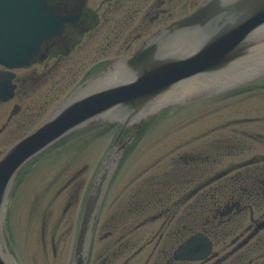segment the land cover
Here are the masks:
<instances>
[{
	"label": "flooded vegetation",
	"instance_id": "flooded-vegetation-1",
	"mask_svg": "<svg viewBox=\"0 0 264 264\" xmlns=\"http://www.w3.org/2000/svg\"><path fill=\"white\" fill-rule=\"evenodd\" d=\"M47 1L53 10L77 17L65 26V53L74 47H68L69 42L86 36L111 45L102 53L114 56L106 59L132 55L145 38L200 4V0ZM57 39L47 42V59L62 45ZM36 63L12 71L14 97H0V158L9 143L38 123L37 103H32L35 92L26 89L27 83L37 87L38 73H23ZM5 72L0 65V74ZM252 84L226 92L227 98L264 91V84L253 88ZM248 123H264V115L229 118L208 131L184 134L188 136L176 148L161 153L166 160L164 169L151 171L149 167L157 166L156 161L137 175L130 170L131 174L120 179L137 150L134 145L126 148L124 165L104 197L88 264H264V153L260 149L264 134L214 131ZM120 131L114 139L117 146L130 138L141 140L146 134ZM88 171L84 166L74 173L55 195L67 194L61 220L66 219L64 238L71 241L90 190L91 180L88 184L83 181L89 177ZM51 240L57 255L55 236Z\"/></svg>",
	"mask_w": 264,
	"mask_h": 264
},
{
	"label": "water",
	"instance_id": "water-1",
	"mask_svg": "<svg viewBox=\"0 0 264 264\" xmlns=\"http://www.w3.org/2000/svg\"><path fill=\"white\" fill-rule=\"evenodd\" d=\"M40 1L22 24L21 36L15 35L16 26L3 31L6 41L0 42V61L9 68L27 65L45 39L62 33L67 19L52 12L46 0ZM116 71L126 72L127 77L104 83ZM262 74L264 0H206L192 14L146 39L131 58L119 59L105 73L87 80L40 129L0 161V264H18L7 249L2 222L14 179L35 156L94 119L119 122L127 128L167 106L232 88ZM191 81L199 84L187 85ZM13 88L9 76H0V93L6 99ZM121 153L122 148H113L95 179L72 264H87L103 197Z\"/></svg>",
	"mask_w": 264,
	"mask_h": 264
},
{
	"label": "rangeland",
	"instance_id": "rangeland-1",
	"mask_svg": "<svg viewBox=\"0 0 264 264\" xmlns=\"http://www.w3.org/2000/svg\"><path fill=\"white\" fill-rule=\"evenodd\" d=\"M121 43L115 45L113 51ZM108 46L111 47L98 39L85 36L68 55L51 57L33 65L25 72L22 71L23 73L37 71L38 77H41L37 87L30 86L29 83L26 85L27 90L34 89L28 92L34 91L33 97L36 95L35 103H32L35 106L37 103L38 123H41L47 114L60 104L64 96L90 69L98 62L106 61L107 55L114 56L112 53H102ZM111 50L112 48L107 52ZM259 84H264V80L253 82L249 86L253 88ZM258 93L260 94L245 95L244 98L241 96L227 98L228 94L222 93L197 103L169 107L160 111L146 124V134L134 144L133 147L137 150L129 157L120 179L131 174L130 170H134V174L137 175L136 173L142 171L144 167L154 165L156 161H158L157 166L149 167L151 171L164 169L166 160H162L161 153L176 148L182 138L188 136L184 134L208 131L217 125L225 124L229 118L264 115V91ZM29 99L31 102V94ZM234 130L257 131L264 134V123H248L214 131L230 134ZM116 131V127H104L87 134L83 137L85 141L82 139L80 143L75 140L68 141L66 145L63 143L24 169L17 180L6 214V236L10 243L8 248L19 264H70L72 241L69 237V239L64 238L67 228L66 219L61 220L67 194L53 197L73 173H77L85 165L89 167L87 173L89 177L83 181H86L85 184L89 183L93 172L111 147ZM180 133L182 135H179ZM65 149L69 151L65 153ZM260 149L264 153V145ZM78 208L79 205L75 217ZM57 223L59 230L56 227ZM44 235L45 242H43ZM53 236L57 241V255L53 250L51 240Z\"/></svg>",
	"mask_w": 264,
	"mask_h": 264
},
{
	"label": "bare ground",
	"instance_id": "bare-ground-1",
	"mask_svg": "<svg viewBox=\"0 0 264 264\" xmlns=\"http://www.w3.org/2000/svg\"><path fill=\"white\" fill-rule=\"evenodd\" d=\"M122 74H123V76H122ZM127 77V73L126 72H112L111 74H110V76H108L105 80H104V83H106V82H108L109 80H111V79H115V78H117L118 80H120V79H123V78H126ZM191 83V84H190ZM189 84V86H195V85H197V84H199L198 82H193V81H191V82H188L187 83V85ZM81 92H85V90H83V91H81ZM110 118H113V119H115V117H114V115H111L110 116ZM105 122L107 123V124H111V125H113V124H116L117 122H111V121H108V120H105ZM82 127V126H81ZM80 127V128H81Z\"/></svg>",
	"mask_w": 264,
	"mask_h": 264
}]
</instances>
